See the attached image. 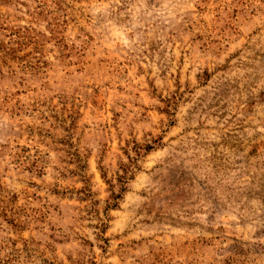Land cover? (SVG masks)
Returning <instances> with one entry per match:
<instances>
[{"label": "rangeland", "instance_id": "1", "mask_svg": "<svg viewBox=\"0 0 264 264\" xmlns=\"http://www.w3.org/2000/svg\"><path fill=\"white\" fill-rule=\"evenodd\" d=\"M0 264H264V0H0Z\"/></svg>", "mask_w": 264, "mask_h": 264}]
</instances>
